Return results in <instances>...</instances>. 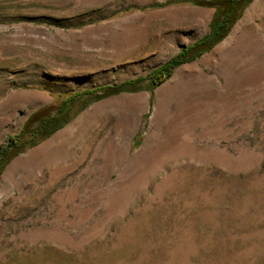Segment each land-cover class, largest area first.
I'll use <instances>...</instances> for the list:
<instances>
[{"label":"rangeland","instance_id":"1","mask_svg":"<svg viewBox=\"0 0 264 264\" xmlns=\"http://www.w3.org/2000/svg\"><path fill=\"white\" fill-rule=\"evenodd\" d=\"M211 1L0 0V264H264V0Z\"/></svg>","mask_w":264,"mask_h":264},{"label":"trees","instance_id":"2","mask_svg":"<svg viewBox=\"0 0 264 264\" xmlns=\"http://www.w3.org/2000/svg\"><path fill=\"white\" fill-rule=\"evenodd\" d=\"M217 1L218 0H212L211 2L204 3V4L215 6L214 4H216ZM243 1H247V0H239V1L238 0H226V2L228 3L227 8L224 9V11L221 13L216 12L211 22V25H210L211 35L216 34V32L220 30H222V32L224 31L223 30L224 27L225 26L227 27L229 23L232 22L236 18L237 8L235 6H239L243 4L244 3ZM220 32L218 33L220 34ZM208 38H209V35L207 37L200 39V41L196 42L195 46L198 49H203V44L208 43L207 41ZM183 50L185 49H182V51ZM181 56L182 54L181 52H179L177 55L172 56L171 58L164 61L162 64L156 66L155 68L149 71V73L144 77V80L150 82L152 85L159 84L161 81L168 78L171 75L172 70L182 62V60L180 59ZM139 83H140V79H137V80L125 81L119 84H112L111 87L109 86L101 87L100 88L101 94L95 95V96H93V94L97 90H85L79 93H76V92L72 93L71 95H69L67 98L62 100L56 106V109H54L52 114H49V115L45 114L40 117L34 129V132L29 138L28 143L32 144L37 140H41L45 138L46 136H48L49 134H51L53 131L57 130L58 128L66 124L74 116V114L76 113L75 111H77L78 109H81L82 107L81 105L75 108L77 110L69 112V110L72 109L70 105L74 100L83 101L84 98H88V96H91V95L93 96V98H98L104 95L113 94L116 91L123 90V89L131 90L135 86H137V84ZM11 146L12 145L8 143L6 145L0 146V164L3 163V161L6 159L7 154H8V149L11 148Z\"/></svg>","mask_w":264,"mask_h":264},{"label":"bare ground","instance_id":"3","mask_svg":"<svg viewBox=\"0 0 264 264\" xmlns=\"http://www.w3.org/2000/svg\"><path fill=\"white\" fill-rule=\"evenodd\" d=\"M260 4V0H256V2H254V4L250 7V8H248V10L246 11V13H245V15H244V17H243V19L242 20H245V22H247L248 23V20L250 19V11L252 10H254L256 7H258V5ZM239 23L235 26V28L233 29V31H232V33H231V35H230V37H232L233 38V40L232 41H229L228 42V44H227V46H229V45H231L232 44V42L233 41H235V40H237L238 38V35H239V32H240V27H239ZM225 45H220V46H218V47H216L215 49H214V53L215 52H217V51H219V50H221V48H223ZM214 53H212L211 55H213ZM210 55V56H211ZM204 62H206V60H204Z\"/></svg>","mask_w":264,"mask_h":264}]
</instances>
